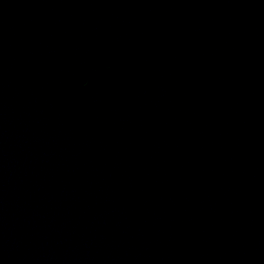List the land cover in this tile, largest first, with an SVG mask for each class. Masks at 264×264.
<instances>
[{"label":"water","instance_id":"1","mask_svg":"<svg viewBox=\"0 0 264 264\" xmlns=\"http://www.w3.org/2000/svg\"><path fill=\"white\" fill-rule=\"evenodd\" d=\"M0 264H264V0H0Z\"/></svg>","mask_w":264,"mask_h":264}]
</instances>
